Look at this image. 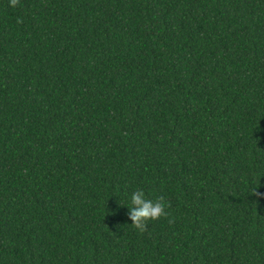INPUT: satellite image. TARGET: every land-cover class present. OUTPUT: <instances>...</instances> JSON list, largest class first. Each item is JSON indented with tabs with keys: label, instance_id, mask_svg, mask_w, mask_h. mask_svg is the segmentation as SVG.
<instances>
[{
	"label": "trees",
	"instance_id": "16d2710c",
	"mask_svg": "<svg viewBox=\"0 0 264 264\" xmlns=\"http://www.w3.org/2000/svg\"><path fill=\"white\" fill-rule=\"evenodd\" d=\"M0 264H264V0H0Z\"/></svg>",
	"mask_w": 264,
	"mask_h": 264
},
{
	"label": "clouds",
	"instance_id": "9594fccd",
	"mask_svg": "<svg viewBox=\"0 0 264 264\" xmlns=\"http://www.w3.org/2000/svg\"><path fill=\"white\" fill-rule=\"evenodd\" d=\"M9 3L10 6L15 7L17 0H9ZM123 206L127 207V216L131 221L129 224L141 232L147 230L148 221H155L167 215L164 198L149 199L142 189L133 191L130 195V202Z\"/></svg>",
	"mask_w": 264,
	"mask_h": 264
}]
</instances>
